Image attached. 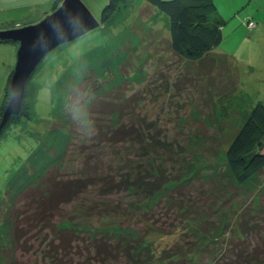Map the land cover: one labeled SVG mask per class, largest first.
<instances>
[{"label": "rangeland", "instance_id": "obj_1", "mask_svg": "<svg viewBox=\"0 0 264 264\" xmlns=\"http://www.w3.org/2000/svg\"><path fill=\"white\" fill-rule=\"evenodd\" d=\"M56 2L0 0V31L40 22ZM82 2L100 26L53 49L33 73L21 113L13 116L0 137V200L9 185L19 189L35 183L49 168L63 180L97 176L111 183L129 176L133 181L139 167L152 170L162 162L174 181L153 211L142 207L147 201L139 191L111 192L104 184L88 188L77 201L62 207V213L73 217L74 228L118 225L145 232L154 225L157 230L147 232L146 245L158 254L182 247L192 253L197 250L196 264H222L225 249L236 238L234 217L253 210L260 219L264 213V174L243 186L232 185L225 164V152L238 131L254 107L264 104V0H213L223 39L203 61V69L169 50V19L146 0H123L104 25L101 18L108 0ZM18 48L15 43L0 44V122L11 98L10 93L4 104L7 76L12 78ZM97 85L101 86L98 101L114 97L128 104L121 114L127 126L142 122L143 128L139 127L148 143L153 145L152 138L165 143L166 148L159 149L162 156L151 151L144 155L139 142L100 141L106 140L99 137L105 128L94 127L97 118L91 116V103L79 105ZM190 166L193 173L187 171ZM135 202L142 205L137 212ZM117 211L121 217L113 214ZM62 217H55L52 224ZM205 217L220 239L196 237L191 228ZM23 229L26 236L21 243L26 242L29 252L18 249L15 262L49 264L41 247L52 232H40L39 227L28 230L24 225ZM90 242L85 232L73 244L81 248L74 256L77 264H100L91 261ZM253 242L248 238L247 244Z\"/></svg>", "mask_w": 264, "mask_h": 264}, {"label": "trees", "instance_id": "obj_2", "mask_svg": "<svg viewBox=\"0 0 264 264\" xmlns=\"http://www.w3.org/2000/svg\"><path fill=\"white\" fill-rule=\"evenodd\" d=\"M60 1L57 0L54 10L58 8ZM146 1L169 19V50L179 58L195 63L196 66L198 64L201 69L206 68L203 61L208 58L211 51L223 39L222 21L216 14L213 0ZM122 3L123 0H108V4L102 12L101 23L103 25L113 19L114 15L120 10ZM31 24L36 23L26 25ZM8 43L18 45L14 41L0 40V44ZM100 89L101 86H92L83 96L81 103H77V105L85 104L87 101L91 103V107L89 106L91 116L97 118L96 120L93 119L95 120L94 127L97 129L105 128L103 135L99 137L106 138V140L100 139V141L111 144L139 142L144 155L151 151L162 156L163 154L159 153V149H165V143L156 138H152L153 145L148 143L146 138L144 139L142 136L143 129L140 128H143L142 122L139 123L140 125L131 122L127 126L121 114L125 112L128 104L122 103L123 101L114 97L98 101L96 98L101 94ZM10 93L9 85L4 95V104L8 101ZM4 104L3 106H5ZM2 109L3 107L0 108V113ZM103 118H106L108 123L103 122ZM11 119L0 131V137L5 128L12 124ZM88 121H90V117H88ZM100 121L102 122L100 123ZM263 149L264 104L258 103L225 152L226 175L232 185L243 186L250 179L258 178L264 174ZM190 168L187 171L193 173L192 169L194 167L190 166ZM138 171L133 181L130 180L131 177L129 176L128 180L120 179L108 183V180L97 176L63 180L62 177H58L56 174V169L49 168L44 174L37 176L35 183L25 184L19 189H16L13 184L9 185L6 188L4 198L0 200V264H17L15 262L17 251L29 252L24 245L26 242L21 243V240L26 236L23 225L27 226L28 230H31L32 227H39L38 231L40 232L48 229L52 232L49 242H46L47 239H45L42 241L43 248L41 247L44 261L49 264H77L74 256L76 251L78 252L81 248L75 247L73 244L80 240L82 233L85 232H88L91 236L90 243L93 253L91 261H97L100 264H107L111 261L118 262L119 260L123 264H196V261H198L197 255H195L197 250L192 253L191 250L187 251L188 249L178 247L176 251L173 249L164 250L158 254L155 248L146 245L147 232L157 230L154 225H148L145 232H139L130 226L118 227V225L107 226L106 228L103 225L100 226V230L86 228V226L85 228L78 226L74 228V225H72L74 223L73 217L62 213V207L77 201L88 188L96 185L101 187L104 184H106L104 189L110 188L111 192H120L122 189L139 191L147 201L144 206H140H146L153 211L155 202L160 199L161 194L174 180L168 178L169 176L162 162L157 163V167L152 170L144 171L142 167H139ZM238 191L235 193L239 194ZM111 192H108V194ZM174 202L176 203V201H171V203ZM133 205L137 206L134 208L135 212L141 208L138 202ZM95 210L92 213L96 214L97 211ZM134 211L132 214H135ZM88 212L91 213V210L88 209ZM246 213L248 214L246 215ZM113 214L122 216L120 211ZM216 214L219 213L216 212ZM263 214L259 219L254 215L253 210H249L242 214L243 216L239 214L234 217L233 232L236 238H234L232 246L230 245L225 251H221L225 252V257L222 256L224 261L222 264H264ZM62 215L63 217L53 225V219ZM203 215L206 214L203 213ZM219 216L222 218L224 214L220 213ZM208 217L209 215H207ZM207 218L194 222L196 227L193 226L191 229H194L196 237L201 239L205 237L208 240H214L216 237L220 239L219 231L209 227ZM257 218L259 220L254 222ZM238 227L241 228L238 229ZM188 229H190L189 226ZM209 230H213L215 233ZM201 231H204L205 234H201ZM248 238L254 241L253 246L247 244ZM46 245H48L47 248H45ZM229 258H234V261H230ZM213 264H219V262L215 261Z\"/></svg>", "mask_w": 264, "mask_h": 264}, {"label": "water", "instance_id": "obj_3", "mask_svg": "<svg viewBox=\"0 0 264 264\" xmlns=\"http://www.w3.org/2000/svg\"><path fill=\"white\" fill-rule=\"evenodd\" d=\"M98 21L82 0H61L58 8L40 22L0 31V40L18 43L11 78V98L4 111L0 131L22 111L29 80L44 58L56 47L98 28Z\"/></svg>", "mask_w": 264, "mask_h": 264}, {"label": "crops", "instance_id": "obj_4", "mask_svg": "<svg viewBox=\"0 0 264 264\" xmlns=\"http://www.w3.org/2000/svg\"><path fill=\"white\" fill-rule=\"evenodd\" d=\"M53 11H55L54 10V7L52 8V11L51 12H45V14H43L44 15V17L43 18H45L47 15H49L50 13H52ZM42 18V19H43ZM41 21V20H40ZM18 47H19V45H18ZM16 56H17V54H16ZM9 77H10V74L7 76V83H6V89L9 87V85H10V79H9ZM6 89H5V92H6ZM5 95V94H4Z\"/></svg>", "mask_w": 264, "mask_h": 264}]
</instances>
